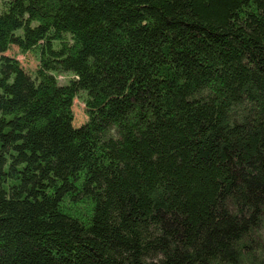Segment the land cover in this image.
Segmentation results:
<instances>
[{"label":"trees","instance_id":"trees-1","mask_svg":"<svg viewBox=\"0 0 264 264\" xmlns=\"http://www.w3.org/2000/svg\"><path fill=\"white\" fill-rule=\"evenodd\" d=\"M0 264H264V0H0Z\"/></svg>","mask_w":264,"mask_h":264},{"label":"rangeland","instance_id":"rangeland-1","mask_svg":"<svg viewBox=\"0 0 264 264\" xmlns=\"http://www.w3.org/2000/svg\"><path fill=\"white\" fill-rule=\"evenodd\" d=\"M6 55L13 58L18 63H20L21 66L25 68L27 71H29L30 69H36V67L38 66L34 55L32 54L21 55L19 54V49L17 47H13L12 50L8 52ZM69 78L70 77L68 76L65 83L69 81ZM60 80L64 81V78L62 77L60 78ZM73 113L75 118L74 126L81 127L87 122L88 116H87V110L83 96H81L80 98L74 101Z\"/></svg>","mask_w":264,"mask_h":264}]
</instances>
